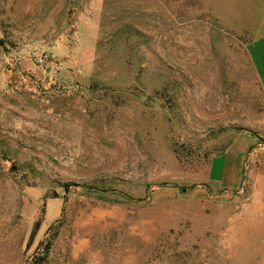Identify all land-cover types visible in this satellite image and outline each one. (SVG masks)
<instances>
[{
  "label": "rangeland",
  "instance_id": "1",
  "mask_svg": "<svg viewBox=\"0 0 264 264\" xmlns=\"http://www.w3.org/2000/svg\"><path fill=\"white\" fill-rule=\"evenodd\" d=\"M0 264H264V0H0Z\"/></svg>",
  "mask_w": 264,
  "mask_h": 264
},
{
  "label": "crops",
  "instance_id": "2",
  "mask_svg": "<svg viewBox=\"0 0 264 264\" xmlns=\"http://www.w3.org/2000/svg\"><path fill=\"white\" fill-rule=\"evenodd\" d=\"M240 136V138H241V140H245L246 142L248 141V134H241V135H239ZM235 140V137L233 138V140H232V145H231V147L227 150L226 149V152H225V154L227 155V161H226V165H224V167H223V170H224V177L227 175V172H229V169H230V166L228 165V163L230 164V159L228 158V156L230 155V152L232 151V150H235L236 148H237V146L239 145V142H240V139L238 138H236V140ZM257 147H258V143H257ZM256 147V148H257ZM218 157V156H217ZM216 157V158H217ZM221 158V157H220ZM214 175V172H212V170H211V168L209 167V178H211L212 176ZM226 181V180H225ZM235 181V183H238L239 181L238 180H234Z\"/></svg>",
  "mask_w": 264,
  "mask_h": 264
}]
</instances>
